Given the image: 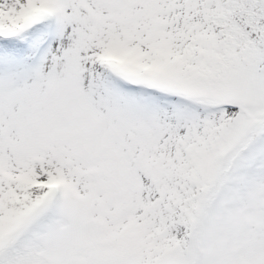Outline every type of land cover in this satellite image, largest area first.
Instances as JSON below:
<instances>
[{
    "label": "snow or ice",
    "instance_id": "1",
    "mask_svg": "<svg viewBox=\"0 0 264 264\" xmlns=\"http://www.w3.org/2000/svg\"><path fill=\"white\" fill-rule=\"evenodd\" d=\"M0 264H264V0H0Z\"/></svg>",
    "mask_w": 264,
    "mask_h": 264
}]
</instances>
